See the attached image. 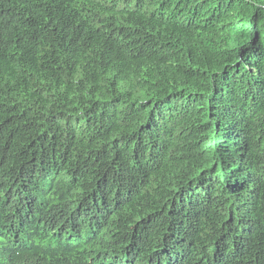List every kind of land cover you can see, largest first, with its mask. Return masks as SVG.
I'll return each mask as SVG.
<instances>
[{
    "label": "trees",
    "instance_id": "obj_1",
    "mask_svg": "<svg viewBox=\"0 0 264 264\" xmlns=\"http://www.w3.org/2000/svg\"><path fill=\"white\" fill-rule=\"evenodd\" d=\"M241 166L264 177V0H0V264H166L180 209L182 264H264Z\"/></svg>",
    "mask_w": 264,
    "mask_h": 264
},
{
    "label": "clouds",
    "instance_id": "obj_2",
    "mask_svg": "<svg viewBox=\"0 0 264 264\" xmlns=\"http://www.w3.org/2000/svg\"><path fill=\"white\" fill-rule=\"evenodd\" d=\"M225 189L230 193L227 202L235 210L238 217V226L241 223L248 224L254 237L264 239V177L251 167L241 166L228 177ZM180 210L173 213H164L161 210L157 223L147 237L146 249L161 248L159 255L163 257L166 264L174 263L175 260L177 261L176 264H182L180 258L188 253L192 247L190 243L181 244L177 240L174 220L180 214ZM169 217H172L171 222ZM164 218L168 220V228L165 227ZM109 255L112 257L113 252ZM32 259L39 264L46 262L41 254ZM103 261L104 258L98 262L97 257L94 262H88L87 264H102ZM126 261H129L127 256Z\"/></svg>",
    "mask_w": 264,
    "mask_h": 264
}]
</instances>
